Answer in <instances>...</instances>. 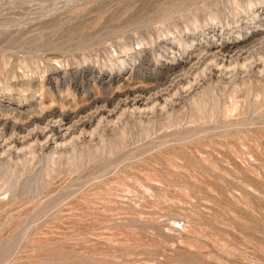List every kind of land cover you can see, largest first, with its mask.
Listing matches in <instances>:
<instances>
[{
  "label": "rangeland",
  "instance_id": "374dc122",
  "mask_svg": "<svg viewBox=\"0 0 264 264\" xmlns=\"http://www.w3.org/2000/svg\"><path fill=\"white\" fill-rule=\"evenodd\" d=\"M256 30L264 0H0V115L113 110L87 103ZM263 63L64 141L2 136L0 264H264Z\"/></svg>",
  "mask_w": 264,
  "mask_h": 264
},
{
  "label": "bare ground",
  "instance_id": "6f19581e",
  "mask_svg": "<svg viewBox=\"0 0 264 264\" xmlns=\"http://www.w3.org/2000/svg\"><path fill=\"white\" fill-rule=\"evenodd\" d=\"M209 45L204 48L202 47L203 51H201L198 57L193 53L186 61L163 68L164 81L163 83L161 82V86H163L162 88L160 87L161 89H157L160 86L159 84H147L140 82L138 79L130 82V79H127L126 83L122 85L118 84V89L107 98L95 97L91 99L89 97L91 100L87 104L98 105L101 102L104 104H116V106L118 104V107L113 110H107L103 106L104 109L100 108L98 111L95 109L96 113L94 111L83 117L82 113L84 114L85 109H87L84 108V105L82 107L71 104L68 107L60 106L46 109L43 107L44 104H40L45 110H39L40 113L33 112L24 121H21L25 112H23V109L15 108V111L9 112L10 115H0V138L3 136L5 141L9 139L7 142L11 141L9 144L16 146L18 144H25L31 138L34 139V137L38 138L40 136L48 138L50 135H53L64 141L72 138L77 133L84 132V128L88 125L93 126L96 120L99 122V119L102 121L103 118H113L123 107L137 110L139 108L149 109L153 106L155 107L156 104H181L188 97L184 93V89L187 87L189 94L194 93L198 89V86H200V82L206 81L207 77H210V80L216 76L219 82H232L242 67H251L252 69L261 66L263 62H260L261 59L257 56L261 55L259 51L264 48V30H256L250 37L233 43L224 42L221 45ZM223 73H226L228 76L232 74L233 78L226 77L227 75L225 76ZM112 82L111 80L109 84ZM194 82L195 85L193 84ZM41 91H45L43 87ZM99 107L101 106H98L97 109ZM33 125H37V127L35 126L32 129ZM9 135L10 137H8ZM19 135L22 137H19ZM6 145L0 143V152L5 151V148L9 146Z\"/></svg>",
  "mask_w": 264,
  "mask_h": 264
}]
</instances>
